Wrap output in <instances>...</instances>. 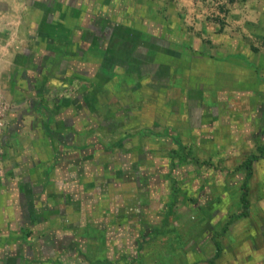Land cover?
Wrapping results in <instances>:
<instances>
[{
    "label": "rangeland",
    "instance_id": "obj_1",
    "mask_svg": "<svg viewBox=\"0 0 264 264\" xmlns=\"http://www.w3.org/2000/svg\"><path fill=\"white\" fill-rule=\"evenodd\" d=\"M36 4V0H0V167L3 161L12 163L21 158L28 145L37 147L27 157L29 164L54 159L50 150L55 152L57 147L54 143L48 147L46 138L51 137L39 124L35 126L30 121L24 128L9 129L10 123L17 119L29 121L23 115L30 110L31 100L40 96L46 99L52 113L51 130L62 133L64 119L72 115L71 130L75 131L74 148H66V156L56 157L59 163L64 157H71L72 162L63 161L65 167L61 163L60 172L59 168L53 170L54 166L47 172L53 186L50 188L51 183L48 184L39 200L42 209L40 205L37 209L45 211L47 218L38 228L50 229L57 238L71 237L88 261H92L93 255L96 261L107 256L113 259L116 251L129 252L131 239L127 234L137 232L125 230L130 221L140 220L141 226L145 224L148 229L162 224L164 229L175 228L181 235L168 234L164 241L169 250L176 243L181 246L178 251L174 249L180 257L174 255L176 264L193 260L194 252L202 258L200 264H207L214 253L210 240L213 231L241 206L237 193L243 174L237 172L230 178L225 170L231 171L244 161L252 146L238 151L237 142L241 137L250 139L254 149L257 136L251 133L257 129L260 130L257 141L264 143V81L259 82L258 88L251 87L246 84L244 73L234 76L226 85L219 79L218 67L224 64L251 67L263 58L256 53L261 48L264 55V0H82L80 9L68 14L59 13L57 8L45 12ZM33 8L41 11L39 24L25 28L23 17ZM89 16H94L103 28L111 27L112 34L98 48L93 42L83 51L80 39L86 32L74 28L91 25ZM154 40L167 42L169 49L152 45ZM42 50L54 52L53 56L41 58ZM62 51L64 58H57L56 53ZM79 51H83L81 56ZM112 66L114 75L107 68ZM139 67L145 71L142 81L137 73L124 74L123 70L140 71ZM161 67L165 70L162 82ZM86 92L90 101L83 103L79 98ZM130 103H136L135 107L128 106ZM36 119L45 121L41 117ZM10 131L16 137L4 138ZM140 131L144 136L138 135ZM40 139L45 143H40ZM176 141L194 164L173 169L170 175L171 151L178 149ZM78 144L94 151L89 156L94 161L92 166H88L87 158L77 166L80 156L83 157ZM76 150L79 153H74ZM4 165L0 177L6 182L3 189L7 192L0 194L1 209L7 206L5 198L8 207L10 202L14 203L11 191L17 192L21 181L18 174L21 169ZM255 171L258 179L248 197L254 206L264 195V180H259L264 162L257 163ZM38 172L31 169L28 176L37 180ZM171 176L180 190L173 210L175 217L167 219L168 222L163 207L173 195ZM86 177L91 179L89 184ZM116 181L121 183L117 186ZM76 187L79 191H74ZM154 199H158V212L147 214L144 220V205ZM212 201L227 212L213 216L211 228H207V221L198 224L197 219ZM6 222L0 227L3 231L0 249L17 245L13 251L23 259L22 264H38L34 258H42L36 248H24L30 245L29 239L36 243L35 231L29 233L28 239L15 219ZM9 228H17L16 234L9 236L12 240L4 234ZM246 233L249 235L248 227ZM113 242L127 244L122 248ZM258 242L259 239L255 240L257 245ZM224 243L228 246V239ZM166 260L148 262L161 264ZM84 261L75 259L61 264H84Z\"/></svg>",
    "mask_w": 264,
    "mask_h": 264
},
{
    "label": "crops",
    "instance_id": "obj_2",
    "mask_svg": "<svg viewBox=\"0 0 264 264\" xmlns=\"http://www.w3.org/2000/svg\"><path fill=\"white\" fill-rule=\"evenodd\" d=\"M39 1L40 0H36V3H37L36 5L40 9L42 7L43 11L46 12L50 9L57 8L58 12L63 13V14L64 13L68 14L70 12H75V11L79 10L81 7V4H82V0H42L41 2H39ZM58 7H60V9ZM39 12H41V11L40 10L36 11L33 8L31 11L25 13L27 18H29L28 21L31 22V23H29L27 21V18L24 15L23 23H24L25 28L29 27V24H31V27L32 26L36 27V25L39 24L40 18L42 16V14ZM90 17H91V21H90L91 25L82 26V27H80L81 26L80 25L77 28H74L75 31L80 30L83 33L86 32L84 34V36H82L80 39L81 43H82L81 49L83 51H84V48H87V46L89 47L93 42H94V44H92V45L96 46V48H98L99 45H101L104 40H109L111 37V34H112V28L111 27L106 26L103 28L102 27L103 24L100 25L101 23L97 22L95 20L94 16H89V18ZM83 20H85V19L83 18ZM109 29L111 30L110 32H108ZM106 35L107 36L109 35V36L106 37L105 39H102ZM100 37H102L101 40H100ZM259 38H262V37H259ZM262 52H263V50L260 48L256 53V55L263 57V58H260L261 63L260 62H258L257 64L253 63L251 65V67H245L244 68V67H239L237 65L236 66L231 65L230 67H225V66H227L226 64L222 65L224 67H218V70L220 71L219 79L221 81H224L225 82L224 84L227 85L228 84L227 82L230 83V81L233 79L234 76L246 73V76H245L246 84H248L251 87L258 88L260 85L259 82L264 81V74L260 75V73H264V55L262 54ZM53 53L54 52L42 50L40 52V57L44 58L47 55H49L51 57V56H53ZM62 53H63V51H62ZM62 53L61 52H58V54L56 53L57 58H64V55H63L64 53L63 54ZM79 53H80V51H79ZM81 53H80V56L82 55ZM143 54H144V58L145 57L147 58V50L146 49L143 52ZM64 65H65V63H64ZM122 68H120V70ZM130 68H128L127 70H123L125 75H130V74H134V73L138 74L140 72L141 74H139V80L142 81V79L145 78V76H144L145 71L144 72L141 70L138 71V69H135V71H130L129 70ZM237 68H239V69H237ZM163 69L164 68L161 67L160 72H159L161 77L158 76L159 79H161V82H162V72L165 71ZM208 71L211 72L209 69H208ZM222 71H224L223 72L224 74L222 73ZM210 75H211V73H209V76ZM261 76L263 78H261ZM158 77H155V80H159ZM240 78L242 80H245V78L242 76ZM25 81H26V79H25ZM31 87L32 86L29 85L30 89H32ZM79 99L83 103L90 101V97H89L87 92L83 93L82 97ZM137 103L140 104L139 102H137ZM131 104L132 103H130L128 106L132 107V105L134 103L132 105ZM135 104H134V107H135ZM47 105H48V102L46 101L45 98H43V96H40L38 99L31 100L29 102V107H28L30 110H27V112L24 113V115H23V118L25 117L29 121L28 122L26 121L27 123L23 122V121L21 122L20 121L21 118H20L19 120L17 119L13 123H10V126H9L10 130H12L13 127H15V126L24 128V127L29 125L28 123L30 121L31 122L33 121V124H35V126H37L39 124L43 130L45 129L46 133H48V131L57 133V135H55V136H51L49 134V136L51 138L45 137L46 142L48 143V147L53 145V143H54L55 146L57 147L56 148L57 150H55V152L50 150L51 151L50 153H52L51 157L53 155L54 159H49L48 162L46 160L45 163L41 162L40 164L32 165V163L29 164V160L27 157L30 156L31 153H33L32 150L34 149V147L28 145V147H27L28 150L24 151L25 152V153H23L24 155L20 154V156H22L23 158L18 157V160H14V161H12V163H10V162L5 163V161H3L2 167L5 164L4 166L7 168H10L9 166H11V168L21 169V171L19 170V173H18L20 175L21 181L19 183V186L15 189V190H17V192H15L13 190L11 191L14 203L10 202V206L8 207V202H7L8 200H7V198H5L7 206H3L2 209L0 208V227L3 224L7 223L6 221H8V220L10 221L12 218L13 221L15 219V221L17 222L18 229H21V231L23 230V232L26 233L25 237H28V239L30 237L29 233H31V235H32V232L35 231L36 236L35 235L34 236L36 238V243H31V239H29L30 245L27 244L26 246H24V248H26L25 250L30 249L31 247L33 249L36 248V250L39 252L40 257L42 258V259L34 258V260H36L38 264H61V262L64 263V261L70 263V260H75V259H83V260H85L83 262L84 264H92L95 262L93 259L94 255H93V257H90V259H92V261L90 259H89L90 261H88L87 260L88 258L86 259V257L83 255V253L80 249V246L77 245L72 240L71 237L69 238V237H66L64 235L62 238H57L56 235H53V232H50V229L38 228V226L43 225L44 221L47 218V216H44L45 211L41 213L39 211V209H37L39 205H40L39 208L42 209V206H41V203H39V200H42V197L45 194L46 187L48 186V184L51 183L50 186H48L50 188H52V186H53V184L51 182L52 179H51V181L48 180V176H47L48 173L47 172L51 171L53 166H54L53 170H56V169L58 170V168L61 167V163H62V167H65L64 166L65 163L63 161H65L67 164H68V162H70V163L72 162L71 157H64L65 160L63 159L62 162L59 163V161L56 160V157L57 156L60 157L62 155L66 156L67 151L65 149L66 148L69 149L72 147L74 148V142H75V131L71 130L74 127V125H73L74 118H72V115H69L64 119V121H65L64 127L65 128H64L62 133L55 130V129L51 130L49 124L51 123L50 122V118H51L50 115H52V113L48 110ZM159 105H161V103ZM155 106H156V104H155ZM165 106H167V105H165ZM136 107L139 108L141 106L138 105ZM182 108H183V105H182ZM155 111H157V110L155 109ZM37 117H41L42 120L45 118V121L44 122H42V121L37 122V121H35V120H38V119H36ZM33 124H32V126H33ZM20 125H22V126H20ZM30 130L32 131L34 129L31 128ZM141 132L142 131H140L138 135L144 136V134ZM143 132H146V131H143ZM259 132H260V130L256 129V133H251L252 136H255V137L257 136L255 138L256 144L259 141V137H260ZM12 133H14V132H11L10 134L8 133V136L4 137V138L12 139V138L16 137V136H12ZM81 135L85 137L87 134L81 133ZM89 135H91V134H89ZM34 140H35V138H34ZM40 141H41L40 143H45V141L43 142L42 139H40ZM249 141H251V142H249ZM255 143H254V145L257 146ZM249 144H251V146H252V149H251V153H252L255 151V148H256L255 147L253 149V141L250 139L246 140L245 137H241L239 139V141L237 142V145L239 146L238 151H244V149H245L244 147L245 146L247 147V145H249ZM78 145L80 146V144H78ZM88 148H91V147H86L85 144H82L79 147V149H82L81 153L82 152L83 153L82 154L80 153V154L83 155V157L81 158V156H80V161L77 163V166H79V164L83 158H87L88 166L93 165L92 162H94V161H90L89 156L91 155V153H94V151H92L91 149H88ZM247 148L250 149V147H247ZM234 149H235V147H234ZM36 150H37V147H35L34 151H36ZM74 153L77 154V153H79V151L76 150ZM54 155H55V157H54ZM261 162L263 163L264 159L255 161L252 165L253 176H252V179H251L250 184H249V190L251 189V186L256 182L255 180L258 179L255 169L257 167V163H261ZM226 164H229V162H226ZM237 166L238 165H236L231 171L226 169L225 173L230 175V178H231V174L237 173V172H234V169ZM2 167H0V168H2ZM23 168H27V170L24 171V170H22ZM80 168H84V167L81 166ZM31 169L39 171L38 172L39 173L38 174L39 179L33 180L28 176L29 171ZM73 169H74V167H73ZM58 171L60 172V168ZM8 173L10 174V170L8 171ZM23 173H26V175H23ZM86 174H89V173H85V175ZM238 174L241 175V173H238ZM58 175L60 176V173H58ZM2 179L0 177V180H1L0 183H2V186L0 185V194L3 195V194H5V192H7V189H5V191H4V189H3L5 187L4 183H6V182L2 181ZM84 179L86 180L87 184H89L91 182V179H89L87 177ZM260 179L264 180V173H263L262 178L259 177V180ZM106 180L110 182L111 178H108ZM48 181H50V182H48ZM24 183H30L32 187H38V189L36 190L37 192L34 193V198L30 202H26V199L23 196L24 195L23 194L24 193L23 192L24 191ZM120 183H121V181H116L117 186ZM241 183H242V180H241ZM90 186L91 185H87V188H89ZM176 186H177L178 193H179L180 189H179L178 183H176ZM240 186H241V184H240ZM240 186L238 187V193L237 194H239ZM136 187H137V184H136ZM208 188H210V187L208 186ZM78 189L79 188L76 187V189H74V191H79ZM11 192H9V193L11 194ZM178 197H179V194H178ZM248 197H249V192H248ZM172 198H173V195H171L169 202L166 205H164V207H163V209L166 207L164 209L165 213L167 211V205L170 204V202L173 200ZM212 198L214 200L216 197L213 195ZM254 198L256 199V197H254ZM248 201L250 203V207L248 209V216L235 221L234 224H232L229 227L225 236L221 237L220 242H221L222 251H221L219 258L216 259L215 264H217V263L219 264V262H220V264H264V252H263V254L261 253V250L264 247L263 246L264 244H262V243H264V239H263V241L261 240V236H262L261 234L264 235V195L260 196L257 199L255 206L252 205V202L249 200V198H248ZM177 202H178V198H177ZM177 202H176V204H177ZM212 202L213 203H210L209 206L207 207V211H205V212L201 211V214L203 215V217L201 215V217L197 219L198 224H201V223H204L207 221L208 222V225L206 226L207 228H211L210 222L213 219V216H216V215L222 216V215H225L227 212V209L225 210L224 207L221 208V207L215 205L214 201H212ZM157 203H158V199H154L153 201L149 202V204L144 205L145 206V216H144L145 218H144V220L146 219L147 214H148V216H150V215L156 214V212H158L157 211V209H158ZM176 204H175V206H176ZM175 206H174V208H175ZM216 206H217V209H215ZM4 207H6V208H4ZM25 207H26V209H25ZM27 207H28V209H27ZM240 207H239L238 211L235 210L234 212L235 213L240 212V210H241ZM31 208H33L35 210V212L30 217V221L25 222L27 217L30 215L29 212H30ZM174 208H173V210H174ZM254 208H256L257 211ZM253 209H254V211H253ZM173 210H172V213L169 216V218H167V216L164 214V218H166V220L167 219L170 220V219H173L175 217V213ZM1 211H2V213H1ZM212 211H214L215 213H212ZM6 213L8 215L3 216V214H6ZM256 213H257L256 217L253 216ZM229 215H231V214H229ZM39 216H40V218H39ZM140 217H142V213H141ZM138 221H140V220H133L132 222L130 221V223L127 224V226L125 227V230L129 229V231H130V230L134 229L135 231H137L136 234H134V235L133 234L130 235L129 233L127 234V237L131 239V241L129 242L130 243L129 244V252L124 253L123 251H121V252L116 251L117 248H115L116 252L114 254H116V257H114L113 259L109 258L108 256L102 257V258H100V261L107 260L109 263H112V264H128L129 262L132 263V261L133 262L136 261V264L137 263L138 264H150V262H148V261H150L152 259L157 261L159 259L165 258V259H167L166 262L161 263V264H174L175 262L173 261V257H175L174 255L176 254L174 252V249L178 251L179 248H181V246L179 247V243H176V245L172 248V250L167 251V245H164V241L166 239V236L168 234H171V233H174L176 237H181V235L178 233V230L177 229L175 230V228H173V230H166L163 228L162 224H160L159 226H154L151 229H148V227L145 224L143 226H141L140 222H138ZM256 221H258V222H256ZM159 223H161V221H159ZM222 225L223 224H221L219 229L214 230L212 235H211L210 240H211V244L213 246L214 253H215V248L213 245L212 237L217 231H220ZM247 227L249 228V235H248V233H246ZM202 229H203V227H202ZM16 230H17V228H12V229L9 228V229L4 231V234H8V237H9V236H11V233H12V235L14 236L16 234L15 233ZM85 230L83 231V234H85ZM203 230H206V229H203ZM0 233H3V231L1 230ZM196 233H197V235L199 234V232H196ZM249 236H250L249 240L247 242H244L243 240H245V238H247ZM51 238L53 239L55 244H58V247H62L63 250L61 249L60 250L61 252L60 251L53 252V249L51 248V246H52L51 241H50ZM9 239H11V238L9 237ZM112 239H109L108 241L111 242ZM222 239H224V240L228 239V246H226V244L224 243V240L222 241ZM257 239L260 240V242H258V245L255 243V240H257ZM10 243L11 242L7 241V244H10ZM118 243L119 242H117V243L113 242L112 244L114 246L115 245L116 246H122V248H124L125 245L127 244L124 242L122 244H120V243L118 244ZM226 243H227V241H226ZM17 244H19V242ZM44 245L46 246L47 249L43 250V251H46V252L42 251V247ZM8 246L9 245H7L5 249H3V248L0 249V264H22L23 259L20 256L18 257L16 255V251H13L14 250L13 247H17V245L16 246L13 245V247H11V246L8 247ZM1 247H2V241L0 239V248ZM224 247H226V248H224ZM183 248H184V246H182V249ZM182 249H180V250H182ZM194 250H195V248L192 251H194ZM197 251H200V250L197 249ZM22 252H24V249L22 250ZM183 252H185V251H183ZM163 253L166 256H163ZM195 253L196 252L192 253L193 254V260H190L188 263H186L184 261V263L185 264H200V263H202V258L201 257L198 258ZM214 253H213V255H214ZM176 256L178 259L180 258L179 255L176 254ZM212 257L213 256H211V258ZM209 260L210 259H207V264H208ZM134 263H132V264H134ZM180 263H183V261H181Z\"/></svg>",
    "mask_w": 264,
    "mask_h": 264
},
{
    "label": "trees",
    "instance_id": "obj_3",
    "mask_svg": "<svg viewBox=\"0 0 264 264\" xmlns=\"http://www.w3.org/2000/svg\"><path fill=\"white\" fill-rule=\"evenodd\" d=\"M110 31L111 30L109 29L108 32H110ZM108 36L106 35V36H104V38L100 37V40H101V38L105 39ZM152 45L161 47L164 50L169 49V46H170L167 42L166 43H162L159 40H154L152 42ZM144 51H145V49L143 50V52ZM107 68L112 71L111 74H113V75L115 74V73H113V70H115L114 66L107 67ZM119 68H121V67H119ZM141 68L142 67H139V70H141ZM100 70H102L103 72L105 71V69H103V67H101ZM139 74H141V73L139 72L138 76H139ZM48 134H50L51 136L57 135V133L51 132V131H48ZM177 144H178V149L174 150V151H171V154H172L171 155V157H172L171 159L173 161H172V165H170V169H171V172L169 173L170 175L172 174L173 169L185 168V167H187L189 165H192V163L194 164L193 159L191 158V156L188 153L184 152V150H185L184 147L178 142H177ZM261 159L262 160L264 159V143L263 142H261V143L258 142L257 146L255 148V151L250 153L245 158V160L242 161L234 169V172H238V173L243 174V180H242V183H241V186H240V191H239V199H240V205H241L240 208H241V210L238 213H234V214H231L230 216H228L227 221L222 225L220 231H217L213 235L212 240H213V245H214V248H215V253H214L213 257L208 261V264H215L216 259L219 258L220 254H221V251H222L220 239H221V237L225 236V234L227 233L229 227L235 221H237L239 219H242V218H245V217L248 216V209L250 207V203L248 201V192H249V184H250V181H251L252 176H253L252 165H253V163L255 161H258V160H261ZM170 178H171V180H173V193H172L173 194V198H172L173 200L170 202V204L167 205V211L165 213L167 218H169V216L171 215L172 210H173V208H174V206H175V204L177 202V198H178V194H179L177 186H176V181L174 180V178L172 176ZM37 189H38V187H32L30 183H24V191H23L24 195L23 196L25 197L26 202H30L34 198V193L37 192L36 191ZM25 209H26V207H25ZM27 209H28V207H27ZM34 212H35V210L33 208H31L30 212H29L30 215L27 217L25 222H29L30 221V217L34 214ZM50 241H51V245H52L51 248L53 249V252L60 251L62 249V247H58V244H55V242L53 241L52 238H51ZM46 249L47 248L44 245L42 247V251L46 250ZM167 251H170V250L167 249ZM43 252H46V251H43ZM92 264H112V263H109L107 260H103V261L96 260ZM128 264H132V263L129 262ZM174 264H176V263H174ZM182 264H185V263H182Z\"/></svg>",
    "mask_w": 264,
    "mask_h": 264
}]
</instances>
